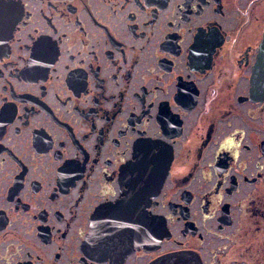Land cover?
Instances as JSON below:
<instances>
[{
  "label": "flooded vegetation",
  "instance_id": "obj_1",
  "mask_svg": "<svg viewBox=\"0 0 264 264\" xmlns=\"http://www.w3.org/2000/svg\"><path fill=\"white\" fill-rule=\"evenodd\" d=\"M263 38L264 0H0V264H264Z\"/></svg>",
  "mask_w": 264,
  "mask_h": 264
},
{
  "label": "water",
  "instance_id": "obj_2",
  "mask_svg": "<svg viewBox=\"0 0 264 264\" xmlns=\"http://www.w3.org/2000/svg\"><path fill=\"white\" fill-rule=\"evenodd\" d=\"M259 63L260 64L264 63V38H263V41L261 43ZM261 70L264 71V69L259 68L258 73ZM255 82H257V86H258V95H262L264 93V77L263 76H257L255 78ZM187 258L178 256V255H169L168 257L163 258L159 264H173V263H178V262L179 263L186 262V263H195L196 264L195 260H193L192 257H187Z\"/></svg>",
  "mask_w": 264,
  "mask_h": 264
}]
</instances>
